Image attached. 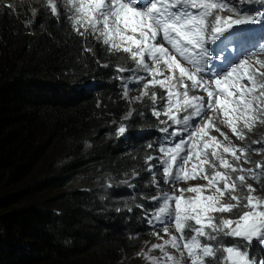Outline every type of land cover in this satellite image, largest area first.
Here are the masks:
<instances>
[{
    "label": "trees",
    "instance_id": "16d2710c",
    "mask_svg": "<svg viewBox=\"0 0 264 264\" xmlns=\"http://www.w3.org/2000/svg\"><path fill=\"white\" fill-rule=\"evenodd\" d=\"M40 7L0 0V264H141L125 255L150 230L128 200L142 174L131 188L116 182L141 173L147 150L115 139L122 103L100 50ZM150 121L139 109L131 125Z\"/></svg>",
    "mask_w": 264,
    "mask_h": 264
},
{
    "label": "snow or ice",
    "instance_id": "6c2138e0",
    "mask_svg": "<svg viewBox=\"0 0 264 264\" xmlns=\"http://www.w3.org/2000/svg\"><path fill=\"white\" fill-rule=\"evenodd\" d=\"M238 2H256L264 7V0ZM59 3L70 13L68 20L81 36L94 35L108 45L109 50L130 53L137 70H143L153 77L163 75L164 70L170 73L165 80L154 78L149 83L169 88L168 106L163 114L173 123L188 126L195 117L203 119L206 109L213 112L219 110L225 117L223 123L239 140L246 138L245 130L250 132L257 124H264V60L256 58L255 64L250 63L256 57L255 52H250L246 58L239 59L221 72L212 74L208 69V79L200 75L208 61L220 58L214 57L216 50L210 52L208 45L219 41L217 47L223 46L227 50L233 46L239 51L250 39L246 35L247 29L239 26L264 23V14L241 11L231 0H59ZM48 4L51 14L59 17L56 0H48ZM223 12L232 15H221ZM117 38L119 43L116 42ZM164 42L169 47H165ZM258 51L264 52V44H260ZM177 56L191 68L185 67ZM224 59L227 61L228 57ZM136 79L138 82L143 77ZM190 89H202L206 93V100L204 96H190ZM174 109L176 113L190 114L183 115L181 119ZM153 114L159 116L161 113ZM211 128L219 131L209 118L191 133V137L203 140ZM125 131V127L121 126L118 134L122 135ZM171 135L177 136L179 133L173 132ZM225 139L228 137L225 136ZM210 141L203 143V150H194V142L193 149L184 156H181L185 151L183 139L172 148L159 149L166 157L163 161L166 181L196 179L199 173H204L203 178L208 184L187 189L196 193L191 199H185L183 195H165L163 205L156 210L152 219L162 225V231L170 239L153 246L163 253V260L153 258L152 264H264V197L254 194L255 189L246 183L245 175L233 178L229 174L243 172V168L230 163L216 150L210 153L205 151L213 146L215 149L221 147V142L215 136H211ZM223 153H230L233 160L239 162L241 157H246L247 150L229 144L223 146ZM193 156L199 163L192 165V174H189L184 167ZM245 162L248 160L245 159ZM174 165L179 169L175 174L172 171ZM205 165L225 171L209 173ZM256 168L264 169V165L257 163ZM247 171L254 179L260 178L254 169ZM261 175L264 176V171ZM205 189L211 190L209 194L204 195ZM238 190H244L245 194L236 195ZM170 200L175 202L172 210ZM226 213L235 218H225L222 214ZM169 225L174 227L178 236L169 232ZM226 238L231 240L226 243ZM168 247L175 249L176 253L167 251ZM254 247L260 249L259 256L253 251Z\"/></svg>",
    "mask_w": 264,
    "mask_h": 264
},
{
    "label": "clouds",
    "instance_id": "9594fccd",
    "mask_svg": "<svg viewBox=\"0 0 264 264\" xmlns=\"http://www.w3.org/2000/svg\"><path fill=\"white\" fill-rule=\"evenodd\" d=\"M16 1L20 2V0H16ZM56 2L58 5V12H60L59 17H57L54 14H51L48 0H30L27 4L23 2L21 3L25 5L30 4L33 6L39 5L41 7L36 8L34 10L36 14H38L39 11H45L46 14L49 15L50 18L55 20L58 25L61 26L63 24L64 26H67L68 13L65 11V9H63L60 6L59 0H56ZM231 3L236 5L238 8H240L241 11L248 12L249 14H257V13L264 14V7H261L259 3L251 2V3L241 4L238 2V0H231ZM6 7L10 9V6L6 5ZM220 14L224 16L232 15L229 12H223ZM239 27H244L247 29L246 35L250 37L249 42L239 51H237L236 48L233 46H229L227 50H224L223 46L217 47L219 45V41L216 44L208 45L210 52L213 49L216 50L214 57L219 56L220 58L219 59L213 58L212 60L207 62L205 71L200 73V75L203 76L205 79L209 78L208 69H211V73H212L218 68L225 66L236 59V61L233 64H231L230 66H226L222 68L220 71H218L221 72L222 70H226L227 68L233 66L236 62H238L239 59L246 58L249 53L246 56H242V57L239 56L248 49V46L252 40H254L253 43L254 46H257L262 42L260 40H263L262 38H264V23H258L256 25H251V26H239ZM79 36L86 38L88 40H92L94 42L95 47L100 50L101 54L104 57V60L101 63L100 68L103 69L104 68L103 66H105L108 72L109 84L115 86L117 91L116 95L119 101L122 103V108L117 114V122L114 128L115 139L120 140L122 142L137 141L144 143V146L147 150V155L144 157L143 160H141V170H142L141 173L138 174L133 172L130 178L126 175L123 176L122 174L116 182V186L119 183H121L123 186L126 185V187L131 188V186L133 185L131 183V180H139L142 174V180L139 181L138 185L134 186V188L130 192V195L131 194L133 195L130 196L128 200L130 202V206L133 207L131 211L135 210L136 214L140 218V221L143 223L144 233L148 230V228H150V230L146 233L145 238H142V235L140 236L135 235L132 236L131 239L130 234L128 232L126 233V235L130 237L129 241L131 244L133 240L136 243V245H138L140 242L142 243L146 242L147 246L144 249H141L139 253H133L132 251L128 256L125 255V257L129 258L130 260H133V257L136 256L137 262L139 263L141 262V264H152L153 258L162 261L163 253H161L159 249L154 248L153 246L158 244H163L165 240L170 239V236L162 231V225L154 221L152 217L155 215L156 210L163 205V200L165 195L169 197H179L183 195L185 199H191L196 196V193L187 191V189H189L190 187L187 185V183L183 182L182 180H179V184L181 185V188L179 190L174 191V194H171L169 192V188H171L172 186L166 187L171 182V180L166 181V178L161 172L160 168L155 166L154 164H149L147 162V158L150 156L161 157V155H163V152L159 150L161 147L172 148L175 146L176 143H179L180 140L183 139L185 141V144L183 146L185 149L184 151L185 154H182L181 156H184L190 149H193L194 142L196 145L194 150H203V143L205 141L211 143L210 137L215 136L217 140L221 142V147L215 149V146H213L212 148H209L205 151L210 153L211 151L216 150L224 158L228 159L230 163H234V165L237 166L238 168H243L245 170L243 172L240 171L236 173L229 172V174L233 178L236 177L235 175H239V173L248 174L251 177L250 180L249 179L246 180V183L252 185V187L255 189V193H254L255 195L259 197H264V191L257 187L258 183L254 180L253 176L247 171L248 169H254L257 174V172L262 170L256 168V165L257 163L264 165V150H260L261 148H254L252 146V139L250 138L247 130H245L246 138L244 140H239L231 132V130L227 127V125L223 123L224 120L223 118H217L216 120L211 118L216 128H219V131H216L215 128L209 129L208 130L209 135L204 137L203 140H200L199 137H191V133L200 126H202L210 117L204 115L203 119L198 118V120H196V118H193V120L190 121L189 125L185 126L183 123L181 124L173 123V121L170 120L168 116L163 114L164 110L168 106L167 92L169 91V88L161 87L159 84H151L149 83V81H152L154 78L156 80H165V78L170 75V73L167 70L163 71V75H155V77H153L152 75H149L147 72H144L143 70H137L136 64L131 59L130 53H126L122 50L111 51L109 50L108 45H104L101 41L97 40L94 35L86 34L84 36H81L79 34ZM158 40H160L159 37ZM164 46L169 47L166 42H164ZM133 50L135 51L136 49L133 48ZM225 57H228L227 61L224 59ZM256 58L264 60V53L256 52V57H253L250 60V63L255 64ZM177 59L180 60L185 67L191 68V66L188 65L187 62L183 61L181 57L177 56ZM160 67L163 70V65H161ZM122 68L126 69V71H119V69ZM127 69H131L132 71H128ZM262 71H264V69H262ZM145 73H146V77L141 82H139L140 80L137 82L136 78L143 77ZM178 75L179 73L177 70L176 76L178 77ZM158 76H163V78L160 79ZM186 83L190 84L191 82L186 81ZM145 85H147L146 88ZM180 91L182 92L183 89H180ZM145 92H147V95H144ZM153 94L155 95V98H153ZM189 95L203 96V93L197 89H190ZM139 109H143V111L147 110V114L151 118V121L149 122L146 130L137 128L136 124L131 125V120L135 118V114ZM153 112H160L161 114L159 116H156L153 114ZM174 113L177 115L178 118L181 119L183 115L190 114V112L176 113L175 109H174ZM140 116L143 117L144 114L141 113ZM121 126L125 127L126 129L125 133L122 135L118 134V130ZM174 128H179L181 131H183L185 137L170 135L169 131ZM164 129H167V131H164ZM252 132L257 134L258 137L261 138L262 136H264V124H257L252 129ZM221 133H223L224 135H221ZM225 136H227L228 139H225ZM186 139H188L189 142ZM229 144L235 146L236 148L247 149L249 152H252L254 150H260V151H255L256 155L251 153L253 154V156L249 154L246 155V157H241L239 162H235L231 155H226L227 153H223V146H228ZM149 145H151V147H149ZM163 156L165 157V155ZM254 156L256 157L254 158ZM245 159L248 160L247 163L245 162ZM198 163L199 162L195 159V156H193V159L189 161V163L184 167V171L188 172L189 174H192V165ZM217 163H219V161H217ZM204 167L206 171L209 173H211L214 170L225 171L224 169H220V168L211 169L207 165H205ZM145 173L148 174V177H145ZM203 176L204 173H199L198 178L188 179V180L197 185H201L202 180L206 181V179H204ZM237 183L239 182L237 181ZM182 188H184V191L182 190ZM207 194L209 193L204 192V195ZM244 194H245L244 190H238L236 192V195L238 196H243ZM125 195H127V193ZM122 198H120L119 200H121ZM169 204H170V210L174 209L175 202L173 200H170ZM146 206L150 207L151 209L150 210L146 209L145 208ZM222 215L225 218H235L232 217V215L229 213ZM152 220L154 221L153 223ZM173 229L174 227L172 225H169V232L171 234L176 235V233L174 232L175 229L174 230ZM230 240L231 238H226V243L229 242ZM166 250L173 254L176 253V250L170 247H168Z\"/></svg>",
    "mask_w": 264,
    "mask_h": 264
},
{
    "label": "rangeland",
    "instance_id": "374dc122",
    "mask_svg": "<svg viewBox=\"0 0 264 264\" xmlns=\"http://www.w3.org/2000/svg\"><path fill=\"white\" fill-rule=\"evenodd\" d=\"M20 1L27 4L30 0H20ZM116 42L119 43L118 38H117ZM253 43H254V40L251 41V43L249 44L248 48H251V50H250L251 52H255L256 53L257 52V48L253 45ZM263 44H264V42H263ZM145 77H146V73L143 75V79ZM158 77L160 79L163 78V76H158ZM143 79H141L139 82H141ZM197 90H199V91H201L203 93V96L205 97V100H206V93H204L202 89H197ZM205 111H206V116H209L210 118H212L214 120H216L217 118H223V119H225V117L223 116L222 112H220L219 110L217 112H213V111H209V110L206 109ZM195 118H196V120H198V118H200V117H195ZM173 132L179 133V135H177V136L185 137L184 132L181 131L179 128L171 129L169 131V134L171 135ZM186 140L189 142L188 139H186ZM251 153H253L254 155H256V152L255 151H252ZM182 154H185V152H182L181 155ZM163 155H165V154L163 153ZM163 155H161V157L150 156V157L147 158V162L149 164H154L155 166L159 167L162 173H163V167L165 166L164 163H163V161L166 159ZM226 155H231V154L230 153H227ZM172 171L175 174L178 170L176 169L175 166H173ZM182 181L185 182V183H187V185L190 188H193V187H203V186H206L208 184V181L207 180L206 181L202 180L201 185H197V184H195V183H193V182H191L189 180H182ZM171 185L172 184L169 183L166 187H169ZM182 190L184 191V188H182ZM210 191L211 190H209V189H205L204 190V192H207V193H209ZM146 246H147V243L146 242L144 244L137 245L135 247V249H133V253H139L141 251V249H144ZM257 248L258 247H254L253 248V251H254V249H257ZM124 254H126V252H124ZM134 260L137 261L136 256L133 257V261Z\"/></svg>",
    "mask_w": 264,
    "mask_h": 264
},
{
    "label": "bare ground",
    "instance_id": "6f19581e",
    "mask_svg": "<svg viewBox=\"0 0 264 264\" xmlns=\"http://www.w3.org/2000/svg\"><path fill=\"white\" fill-rule=\"evenodd\" d=\"M260 41H262L260 44H263L264 39H263V40H260ZM260 44L257 45V46H255V47L257 48V52H258V53H261V52L258 51ZM250 50H251V48H248V49H247L244 53H242L239 57L246 56L248 53L251 52ZM262 53H264V52H262ZM235 61H236V59L233 60L231 63H229V64H227V65H225V66H222V67L218 68L217 70L213 71L212 74H215L216 72L220 71L222 68H224V67H226V66H230V65L233 64ZM178 162H179V160H178ZM178 162H177V163H178ZM176 169H177V167H176ZM177 170H178V169H177ZM178 182H179V180H178ZM153 222H154V221L152 220V223H153Z\"/></svg>",
    "mask_w": 264,
    "mask_h": 264
}]
</instances>
